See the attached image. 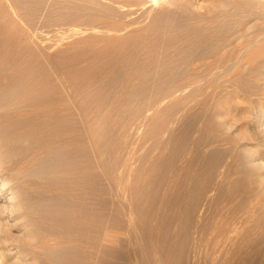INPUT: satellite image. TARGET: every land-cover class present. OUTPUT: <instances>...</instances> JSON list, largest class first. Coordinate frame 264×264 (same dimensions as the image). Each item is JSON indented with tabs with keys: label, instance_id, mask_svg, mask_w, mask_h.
<instances>
[{
	"label": "rangeland",
	"instance_id": "374dc122",
	"mask_svg": "<svg viewBox=\"0 0 264 264\" xmlns=\"http://www.w3.org/2000/svg\"><path fill=\"white\" fill-rule=\"evenodd\" d=\"M1 22L0 264H264V0H0ZM189 22L216 56L176 72Z\"/></svg>",
	"mask_w": 264,
	"mask_h": 264
},
{
	"label": "bare ground",
	"instance_id": "6f19581e",
	"mask_svg": "<svg viewBox=\"0 0 264 264\" xmlns=\"http://www.w3.org/2000/svg\"><path fill=\"white\" fill-rule=\"evenodd\" d=\"M173 12H174V10H173ZM174 13H176V12H174ZM184 16H185V20H188V21L191 18L190 15L187 13H185ZM175 22L172 23V26L174 28L178 27V25ZM184 27H185V30H183V31H186V30H187V32L192 31V24L190 22L185 23ZM208 27H206V25L199 27L196 30L197 34L196 35L194 34V36L192 35V32H191L190 35L184 36L181 39H177L174 37L171 39V48L169 49L170 50L169 56H170V66L173 70L176 71V69L177 70L182 69V70H186V71H194V70L202 69V68L203 69L204 68H210L212 66V63L208 62L207 59L210 57H215L216 56V50L214 51L213 46H211L210 43H208L209 41H207V37H209V35L211 34L210 29H212L211 27H209L210 29ZM9 32H10V28L8 27V25L1 22L0 23V59L2 60V62H4V61L6 62V60H4V59L12 56L11 50L13 49L14 46H17V45L20 46L19 43L17 44L15 42L16 40L13 42V40L10 38ZM176 32H177V29H176ZM183 33H185V32H183ZM217 39L219 40V38H217ZM254 40L257 41L256 44L259 43V45H258L259 48H258V50H256L257 53L264 52V37L261 39L255 37ZM216 42H219V41H216ZM216 42H214V43H216ZM214 43H213V45H215ZM218 44H220V43H218ZM222 46H224V44H222ZM217 49H218V47H217ZM222 50H223V48H222ZM1 60H0V62H1ZM7 62L9 64V60ZM5 65L7 66V63ZM0 184H2V185H0V190L9 188V186L5 182H1ZM14 196H13V198H14Z\"/></svg>",
	"mask_w": 264,
	"mask_h": 264
}]
</instances>
